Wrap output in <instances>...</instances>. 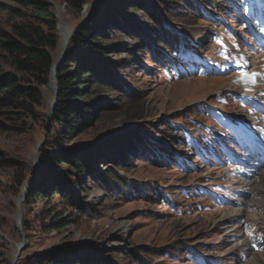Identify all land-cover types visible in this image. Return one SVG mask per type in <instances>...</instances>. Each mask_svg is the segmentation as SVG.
<instances>
[{
    "label": "rangeland",
    "instance_id": "rangeland-1",
    "mask_svg": "<svg viewBox=\"0 0 264 264\" xmlns=\"http://www.w3.org/2000/svg\"><path fill=\"white\" fill-rule=\"evenodd\" d=\"M51 1L61 38L55 57L64 42L59 18L72 38L89 7L104 0L80 14ZM212 1L215 8L195 0L200 14L193 20L185 15L188 0H124L110 11L103 31L111 37L106 60L115 65L107 87L86 84L100 110L92 128L72 140L47 137L56 98L50 87L34 123L0 112V264H264V121L253 117L264 118L253 107L259 83H247L251 92L235 84L264 72V0ZM11 4L0 0V24ZM161 42L180 45L177 69L150 56V44ZM250 126L257 127L255 152ZM102 137L111 142L98 148L109 143L105 159L93 162L81 185L89 213H71L52 231L48 215L69 209L58 196L30 199L32 187L55 169L59 152Z\"/></svg>",
    "mask_w": 264,
    "mask_h": 264
},
{
    "label": "trees",
    "instance_id": "trees-1",
    "mask_svg": "<svg viewBox=\"0 0 264 264\" xmlns=\"http://www.w3.org/2000/svg\"><path fill=\"white\" fill-rule=\"evenodd\" d=\"M61 1L69 13L80 14L93 0ZM194 1L188 0L185 15L189 20L200 14V5ZM123 3L124 0H104L98 6L89 7L88 18L69 41L67 55L56 75L57 99L46 130L47 137L56 135L57 144L72 140L92 128L100 108L94 104L97 97L86 88V84L90 83L97 90L107 87L104 82L110 74L109 67L115 64L106 60L110 49L105 44L111 41V37L103 31L106 26L104 20H113L109 12H116ZM206 6L215 8L216 4L207 0ZM129 10L137 12L133 7ZM3 12L5 23L0 24V112L11 122L34 123L47 93L51 94L50 72L54 53L61 42L58 21L48 0H13V4L4 6ZM141 13L147 14V11ZM174 43L150 44V56L160 66L177 69L181 62L176 60L173 51L180 45ZM128 114L126 111L125 116L130 120L141 119L140 115L131 117ZM173 128L176 127L173 125ZM97 141L99 138L75 150L59 152L52 160L55 169L32 187L30 199L47 201L51 196H58L62 205L69 209L62 212L70 214L65 217L57 211L48 215L52 231H58L72 220L71 213L76 218L89 213L90 205L84 201L86 191L81 186L83 175L87 174L93 162L95 165L99 160L104 161L105 150L110 146L106 143L99 151L98 148L109 139L102 137ZM88 161L92 162L88 164ZM111 177L120 180L113 172ZM126 183L118 182L124 189L130 187ZM156 195L161 196L159 193ZM161 198V203L167 201V197ZM60 260H38L31 264H69ZM78 261L76 258L74 264H79Z\"/></svg>",
    "mask_w": 264,
    "mask_h": 264
},
{
    "label": "water",
    "instance_id": "water-1",
    "mask_svg": "<svg viewBox=\"0 0 264 264\" xmlns=\"http://www.w3.org/2000/svg\"><path fill=\"white\" fill-rule=\"evenodd\" d=\"M49 3L51 4L52 1L48 0ZM59 23H60V27L62 29V32L64 33V42L62 43L60 49L58 50L56 56L53 59V66L50 72V78H49V87L54 91L56 98L55 101L57 99V85H56V75L58 72L59 67L61 66V64L63 63L66 55H67V44L68 41L71 38L72 33H67L66 32V27L64 26V24L61 22V19L59 18ZM54 105H52L50 113L53 111Z\"/></svg>",
    "mask_w": 264,
    "mask_h": 264
},
{
    "label": "snow or ice",
    "instance_id": "snow-or-ice-1",
    "mask_svg": "<svg viewBox=\"0 0 264 264\" xmlns=\"http://www.w3.org/2000/svg\"><path fill=\"white\" fill-rule=\"evenodd\" d=\"M251 81L253 83H255V80H256V74H252V76L250 77Z\"/></svg>",
    "mask_w": 264,
    "mask_h": 264
}]
</instances>
